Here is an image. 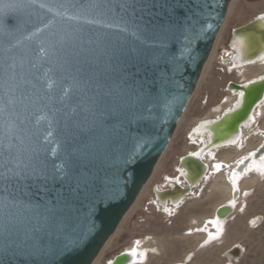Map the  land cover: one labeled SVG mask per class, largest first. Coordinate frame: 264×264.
I'll return each instance as SVG.
<instances>
[{"label":"water","instance_id":"water-1","mask_svg":"<svg viewBox=\"0 0 264 264\" xmlns=\"http://www.w3.org/2000/svg\"><path fill=\"white\" fill-rule=\"evenodd\" d=\"M229 1L181 0L160 42L81 9L94 0H0V135L23 120V148L50 167L87 165L89 181L54 224L23 225L39 251L10 264L92 263L167 149ZM141 87L152 103L137 100Z\"/></svg>","mask_w":264,"mask_h":264},{"label":"rangeland","instance_id":"rangeland-1","mask_svg":"<svg viewBox=\"0 0 264 264\" xmlns=\"http://www.w3.org/2000/svg\"><path fill=\"white\" fill-rule=\"evenodd\" d=\"M262 12L264 0L229 1L211 55L167 149L93 264H110L116 256L135 247L138 259L129 262L127 258L125 264H264V169L253 164H248L244 172L238 168L241 160L252 157L250 153L258 156V149L264 146V104L241 146H226L215 152L209 174L195 194L171 210H160L153 202L155 187H162L166 179L175 176L178 160L198 148L189 138L195 124L219 115L232 104L230 84L262 73L264 63L238 69L228 63L232 30ZM219 106L222 110L217 112ZM217 164L222 166L219 171ZM236 169L240 174L234 185ZM234 187L239 190L234 191ZM226 204L230 213L215 225L216 209Z\"/></svg>","mask_w":264,"mask_h":264},{"label":"snow or ice","instance_id":"snow-or-ice-1","mask_svg":"<svg viewBox=\"0 0 264 264\" xmlns=\"http://www.w3.org/2000/svg\"><path fill=\"white\" fill-rule=\"evenodd\" d=\"M81 9L119 17L134 24L146 40L163 42L179 25L177 16L184 6L181 0H94L81 5ZM3 87L0 83V88ZM136 97L145 104L152 103L151 93L145 92L143 87L136 90ZM3 112L4 108L0 107V113ZM20 125L19 131L8 130L0 135V264H10L12 259L23 260L38 252L32 242L36 228L27 229L23 225L54 224L58 216L70 212L81 197L86 196L89 185L87 165L81 168L77 164L67 170L66 165L50 167L39 151L23 148L20 135L23 120ZM68 154L71 156V146ZM255 155L250 153V156ZM259 160L258 167L264 169V155ZM240 163L244 164V160ZM221 167L215 165L218 171ZM238 190L234 187V191ZM132 252L135 255V249Z\"/></svg>","mask_w":264,"mask_h":264},{"label":"bare ground","instance_id":"bare-ground-1","mask_svg":"<svg viewBox=\"0 0 264 264\" xmlns=\"http://www.w3.org/2000/svg\"><path fill=\"white\" fill-rule=\"evenodd\" d=\"M228 46H230V59L228 63L231 66L233 65L235 69L264 63V12L253 17L246 24L234 28ZM210 55L211 52L205 63ZM228 90L229 96L234 97L232 104L225 108L219 115L200 120L195 124V127L193 126L194 128L192 127V133L189 134L191 137L189 138H191L192 143L198 145V148L193 152L183 155L178 160L176 174L168 179L170 183L169 185L167 184L168 186L166 188L155 187L153 202L160 210L176 208L185 202L189 195L195 194L196 190L204 183L206 176L209 174V162L215 152L226 146H241L242 138L249 130L255 127V117L264 104V69L258 76L241 83L230 84ZM241 93L244 95L241 96ZM228 98L226 97L225 101H228ZM221 110L222 108L219 106L217 112ZM193 153L196 155H193ZM263 154L264 149H260L258 156H252L248 158L249 160L244 158V164L240 163L238 166L239 171L244 172L248 164H253L255 167H258L261 164L259 157ZM236 171L238 170L236 169L234 171V177L240 174V172L237 174ZM149 178L141 187L139 193L147 184ZM216 210L213 221L215 225L222 222V219L226 215L225 212L231 211V208L226 204L221 205V207L219 206ZM110 237L103 243L100 252L91 264H93L102 252ZM138 251V247H135V255H133L132 251L125 252L123 255L116 256L110 264H125L124 262L127 261V258L129 262L131 260H137Z\"/></svg>","mask_w":264,"mask_h":264},{"label":"built area","instance_id":"built-area-1","mask_svg":"<svg viewBox=\"0 0 264 264\" xmlns=\"http://www.w3.org/2000/svg\"><path fill=\"white\" fill-rule=\"evenodd\" d=\"M229 55V54H228ZM230 57V56H229ZM191 140V139H190ZM170 182H168V179H166L163 184L162 187L168 186ZM168 184V185H167Z\"/></svg>","mask_w":264,"mask_h":264},{"label":"crops","instance_id":"crops-1","mask_svg":"<svg viewBox=\"0 0 264 264\" xmlns=\"http://www.w3.org/2000/svg\"><path fill=\"white\" fill-rule=\"evenodd\" d=\"M263 144H264V143H263ZM260 149H264V148H259L258 150H260ZM239 160H240V159H239ZM239 160H238V161H239ZM238 161H237V163H238ZM170 210H171V209H170ZM229 213H230V212H229Z\"/></svg>","mask_w":264,"mask_h":264}]
</instances>
